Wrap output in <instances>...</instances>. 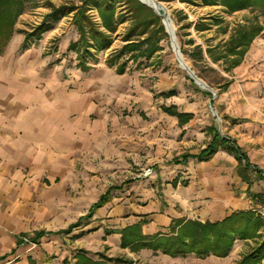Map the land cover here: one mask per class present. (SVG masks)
Here are the masks:
<instances>
[{"label":"crops","instance_id":"crops-1","mask_svg":"<svg viewBox=\"0 0 264 264\" xmlns=\"http://www.w3.org/2000/svg\"><path fill=\"white\" fill-rule=\"evenodd\" d=\"M57 26L50 25L45 35H53ZM19 33L0 54V264H78L84 263L83 257L97 262L102 256L146 264H237L256 246L257 239L236 240L227 257H171L148 248H122L120 232L141 223L143 235H163L177 220L216 223L248 210L264 218V31L231 70L227 85L217 90L213 105L194 90L184 91L186 80L181 86L160 72L151 86L140 74L146 103L150 88L159 94L172 89V104L192 114L184 126L169 115L142 121L140 140L146 155L150 147L158 152L167 148L172 155H197L215 127L238 147L242 160L224 149L209 161L190 158L175 166V177L155 187L152 182L139 192L138 186L126 185L124 195L116 191L88 219L85 213L102 185L113 183L102 179L103 171L115 178L127 169L105 163L117 152L116 135L108 130L118 118L110 107L115 110L127 101L132 79L127 73L117 75L116 68L51 66L57 59L35 50V44L26 47ZM125 120L133 124L135 118ZM120 198L124 204L115 206Z\"/></svg>","mask_w":264,"mask_h":264},{"label":"rangeland","instance_id":"rangeland-1","mask_svg":"<svg viewBox=\"0 0 264 264\" xmlns=\"http://www.w3.org/2000/svg\"><path fill=\"white\" fill-rule=\"evenodd\" d=\"M23 1L25 6L24 12L16 20L12 37L16 32H22L21 35L24 36V43L26 47L31 44H35V50L43 51L45 56H51L53 59H57L52 60V64H50L51 66H54V64L60 66V64L63 63H65V65L68 64L70 66H74L79 63L78 67L83 70L90 69L94 67V65L103 69L108 67L116 68L117 75H124L127 73L132 79V91L128 92L129 97L127 101L125 103L121 102L122 106L118 105L115 110H113L114 107H110V114H114L118 118L117 123L115 125H110L108 130V134H111L112 136L116 135L113 142L115 147L113 146V148H115L117 152L112 159H109L108 162L105 163L118 165L117 169L120 167V169H124L125 167L127 169L118 171L115 178H113L114 175L112 172L104 173L107 171H103L101 174L102 179L112 181L113 183L112 185L108 184L106 187L102 185V192L99 198L96 202L90 205L85 213L84 219L91 218L88 217V214L93 206L102 200V198L106 199L104 204H102L99 208H95L92 215L94 212L108 204L110 197L116 191L119 192L122 190L121 193L124 195L125 192L123 190L126 185H136L139 188L136 191L140 192L147 186L148 188H151L150 184L152 182H154V185L152 186L155 187V183L162 184V182L167 179H172L178 173L175 167L177 163L174 162V159L183 160L182 157L184 154L172 155V152H169L167 148L164 149L165 152H162L161 150L158 152L156 147L153 149L150 147L147 153L148 155H146L140 140V123L142 121H150L152 117L157 115H169L162 111V107L175 106L172 104V97L176 95V92L171 89L166 91V94L172 92V96L162 97L161 93H157L154 87L150 88L148 91L149 102L146 103V97H142L140 92L139 83L142 78L140 74L145 75L143 78L148 79L151 86H153L156 82L157 75L160 74V72H164L170 75L171 78L180 81L181 86L186 80L187 82H185L184 91L194 90L197 94L202 95L204 99L210 100L213 105L216 101L217 90L223 89L227 85L229 82L228 76L231 70L242 62L245 54L253 42H251L245 51V54L241 58L239 64L232 67L234 60L238 57L231 55L228 50L230 47L231 35L235 33L236 29H242V27L248 28L257 24L262 25V30L255 36V38L264 31V13L262 12V3L255 6L250 0H217L215 5H207L205 0H159L168 11L169 18L176 35V41L180 47L181 54L185 62L195 72L199 79L204 81L216 92L215 97H209L205 94L209 91L204 90L201 86L197 85L190 78L187 71L179 64L171 46L170 37L166 32L161 17V23L167 36H161L163 38L157 44L159 50L156 53H154L151 57H137L140 55L138 52H130L119 58L116 64L111 65L110 59L117 52H119L124 45L129 43L125 41L124 37L134 24L133 18L128 10L129 8L125 3V0H111L112 6L114 7V20L117 23V29L114 33L109 32L102 26V18L96 6H88L86 14L90 18V21L111 38L112 44L106 50H98L90 47L89 56H86L85 61L82 62V60H79L80 49L77 50L73 48L72 45L78 43L80 40V32L76 21L80 10L84 6L85 0ZM137 1L140 2L139 0ZM50 4H53L56 7L74 6L76 8L67 14H59L56 19L47 20L49 19L48 15L51 12V8L49 6ZM151 10L153 11V9ZM44 22H46L49 26L58 24L57 31L53 35H45V32L47 31L45 30L37 36H31L26 42L27 35L34 33L36 27ZM199 25H207L208 28L199 30L197 28ZM148 36L149 32L143 36H135L132 38V42L143 41L147 39ZM145 47L146 46L142 49H145ZM66 52H68V57H66L64 61L62 57ZM120 67L124 68V71L121 73L119 72ZM146 74H148V76ZM175 107L177 108V106ZM106 112L108 113L109 111L106 110ZM210 113L212 114L211 111ZM128 116L135 118V120H132L133 124L124 123V121H126L125 118ZM214 119L217 123L218 121L215 116ZM165 127H169L168 124H166ZM125 132H127L128 135H124ZM150 132L153 135L154 131L150 130ZM152 135L150 136L153 137ZM164 137L168 138V135H165ZM123 143H125L124 147H121ZM105 159V156H103L102 161ZM179 164L182 165L185 163ZM114 180L116 182H114ZM124 199L125 198H120V200H117L120 202H118L115 206H119L120 204L123 205ZM133 203H136L135 198H133ZM136 205L140 206L141 202H137ZM77 222L74 225H76ZM79 222L81 221L79 220ZM28 239L29 237L24 238L25 241H28ZM84 258L85 260H90L87 257H83L82 261H84ZM102 258L103 261H97L95 263L116 264L112 262V260L122 259L126 262L119 264H146L133 263V261L125 256H117L115 258L102 256Z\"/></svg>","mask_w":264,"mask_h":264},{"label":"trees","instance_id":"trees-1","mask_svg":"<svg viewBox=\"0 0 264 264\" xmlns=\"http://www.w3.org/2000/svg\"><path fill=\"white\" fill-rule=\"evenodd\" d=\"M255 6L262 3V12L264 13V0H250ZM217 0H205L207 5H215ZM129 12L133 18V26L126 33L125 41L129 42L124 45L119 52H117L111 59L110 64L117 63L119 58L130 52H138L137 57H151L159 50L157 44L167 36L164 27L161 23V18L157 16L150 8L141 4L137 0H125ZM96 6L102 18V26L109 32H116L117 23L114 20V7L111 0H85L84 6L78 14L76 24L80 32V40L75 43L73 48L80 49V59L85 61V57L89 56V48L93 47L98 50H106L111 44V38L103 31L97 28L95 24L90 21L86 14L88 6ZM51 12L48 15L49 19H56L59 14H67L75 10L76 7H56L53 4L49 5ZM23 0H0V54L3 52L8 41L14 33V26L17 18L24 12ZM49 25L46 22L36 27L34 33L27 35L26 42L31 36H37L41 32L48 30ZM199 30L208 28L207 25H199ZM262 30V25H252L248 28L236 29L235 33L231 35L229 53L237 56L232 67L239 64L245 51L255 38V36ZM149 32L147 39L138 42H132L135 36H143ZM71 46V47H72ZM144 46L145 49H142ZM83 64V63H82ZM124 71L123 67L119 68V72ZM170 93H161L162 97L172 96ZM212 97L210 92L205 93ZM162 111L179 119V124L184 125L192 118V114L180 113L175 106H163ZM212 138L206 148L200 151L197 155H185L183 160L174 159V162L186 163L188 159L194 158L198 161H209L220 150L224 149L237 155L242 160V154L235 144L223 137L219 131L212 127L210 129ZM264 177V172H262ZM173 185L176 182L173 181ZM105 198H102L91 209L88 217L92 216L95 208H99L104 204ZM79 221L77 222V224ZM70 227L74 228L77 226ZM170 232L163 235L145 236L142 234V225L136 224L126 227L121 231V245L123 248H128L132 251H139L140 249L148 248L154 253L161 252L171 257L196 255L200 258L208 256L227 257L236 240H250L257 239L258 242L254 248L245 254L238 264H261L264 260V218L252 210L234 212L229 217L221 222H205L202 223L197 220H177L170 225ZM87 260V262H86ZM84 258V263L78 264H102L95 263ZM112 262L119 264L126 262L122 259H114Z\"/></svg>","mask_w":264,"mask_h":264},{"label":"water","instance_id":"water-1","mask_svg":"<svg viewBox=\"0 0 264 264\" xmlns=\"http://www.w3.org/2000/svg\"><path fill=\"white\" fill-rule=\"evenodd\" d=\"M142 4L144 5H147L145 4L144 2H142L141 0H139ZM159 4H161V2L159 1L158 2ZM148 7H150L149 5H147ZM151 8V7H150ZM153 9V8H151ZM153 11L159 16L162 18V21H163V24H164V27L166 29V32L167 34L169 35L170 37V40H171V46H172V49L173 51L175 52L176 51V58L179 62V64L181 65V67L183 69H185L188 73V75L190 76V78L199 86H201L204 90H207L209 91L213 97L216 96V92L211 89L204 81H202L201 79H199L195 72L187 65V63L185 62L182 54H181V50H180V47L176 41V35H175V32L174 30H170L171 28V23H170V18L168 19V16L166 17V11L164 8H161V12L159 11H156L153 9ZM212 111L214 112V110L212 109ZM214 114L216 115V113L214 112Z\"/></svg>","mask_w":264,"mask_h":264},{"label":"bare ground","instance_id":"bare-ground-1","mask_svg":"<svg viewBox=\"0 0 264 264\" xmlns=\"http://www.w3.org/2000/svg\"><path fill=\"white\" fill-rule=\"evenodd\" d=\"M141 1L144 2L145 4L149 5L154 10L159 11V12H161V8H164L166 11V17L168 16V19H169V14H168L167 9L165 8V6L162 3L161 4L158 3L159 0H141ZM170 23H171V20H170ZM170 30H174L172 23H171ZM174 53L176 55V51Z\"/></svg>","mask_w":264,"mask_h":264},{"label":"built area","instance_id":"built-area-1","mask_svg":"<svg viewBox=\"0 0 264 264\" xmlns=\"http://www.w3.org/2000/svg\"><path fill=\"white\" fill-rule=\"evenodd\" d=\"M263 216H264V214H263Z\"/></svg>","mask_w":264,"mask_h":264}]
</instances>
